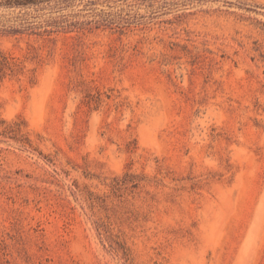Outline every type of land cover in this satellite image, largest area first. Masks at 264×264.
Returning <instances> with one entry per match:
<instances>
[{"label": "rangeland", "instance_id": "rangeland-1", "mask_svg": "<svg viewBox=\"0 0 264 264\" xmlns=\"http://www.w3.org/2000/svg\"><path fill=\"white\" fill-rule=\"evenodd\" d=\"M0 264H264V0H0Z\"/></svg>", "mask_w": 264, "mask_h": 264}]
</instances>
